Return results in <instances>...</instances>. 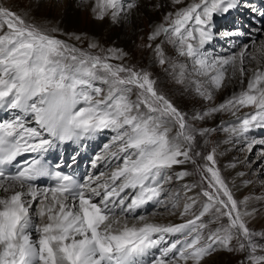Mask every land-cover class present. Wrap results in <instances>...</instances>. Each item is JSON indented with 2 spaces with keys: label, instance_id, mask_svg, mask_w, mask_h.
<instances>
[{
  "label": "snow or ice",
  "instance_id": "snow-or-ice-1",
  "mask_svg": "<svg viewBox=\"0 0 264 264\" xmlns=\"http://www.w3.org/2000/svg\"><path fill=\"white\" fill-rule=\"evenodd\" d=\"M172 4L146 46L177 85L210 105L191 115L158 88L151 71L125 63L123 50L94 54L98 45L77 47L0 3V112L7 117L0 118V264H203L218 251L237 254V264H264V230L253 226L260 209L249 207L264 197L238 200L216 149L204 154L197 145V137L219 129L248 152L264 146L248 135L264 129V40L227 55L208 47L218 37H251L253 30L243 27L214 31L216 16L242 7L259 18L255 32L264 35V8L252 0ZM139 6L92 0L95 17L114 23ZM227 81L239 91L215 104ZM242 109L250 111L238 114ZM220 113L235 121L198 126ZM104 132L112 135L90 168L107 171L78 174L80 152L65 159L59 149L86 148L85 141ZM196 173L200 180L187 183ZM177 182L183 197L170 187ZM149 203L170 216L179 211L181 222L141 213Z\"/></svg>",
  "mask_w": 264,
  "mask_h": 264
},
{
  "label": "bare ground",
  "instance_id": "bare-ground-1",
  "mask_svg": "<svg viewBox=\"0 0 264 264\" xmlns=\"http://www.w3.org/2000/svg\"><path fill=\"white\" fill-rule=\"evenodd\" d=\"M28 2L30 3L29 9H25L24 11L26 12L25 15H27V18H36L37 20L43 22L44 25L50 27L53 30H56L54 33L60 32L62 34H65L66 37L70 39L72 38V40H75L74 36H80L81 39H84L90 42L91 44L96 45H98L100 41L106 40L108 43V47L112 49H121L124 53L127 54L125 60H128L130 57V50L134 46V42L136 39L135 36H137L140 31L142 20L146 24H148L149 27H147L150 29L155 24L161 22L163 12L171 11L173 7H175V5L172 4V0H138L140 6L137 9H135L131 14L127 15L125 18H122L120 21L114 23L107 17L103 20H99L95 17L94 13L92 12V0H63L61 2L55 0H30ZM50 3H53V5H55V14L46 12L47 4ZM154 4H161L163 5V7L157 10L154 7ZM81 14L84 17V20L81 17ZM81 20L84 21L83 24L81 23ZM253 34L258 35L257 40L259 38L264 37V35L255 32V29ZM240 39L241 37H228V39H226L225 41V46L220 47L222 51L219 55H227L230 52L238 51L241 45L251 44L252 42L248 38V40L246 41H242L244 39ZM229 41H236L239 44L238 48L233 49ZM250 51L255 50L250 48ZM150 54L151 57H153L154 54ZM248 66L255 67V62L249 61ZM239 89L240 85L236 81H227L226 86L222 88V90L216 92L214 96H220L222 98H225L229 95H232L234 92L239 91ZM220 114H217L213 118V122L219 123L223 121V126L227 127L229 123L235 121V117L231 116L230 113H226V115L230 116L228 120H221ZM225 134L228 136V140H230V135L226 132ZM260 134H264V129H253L248 135L249 138L259 139ZM100 135L102 140L107 143L110 138L108 137L107 132L101 133ZM231 139H235V137H231ZM91 140L94 149L97 144H99V140L97 138H93ZM89 142L90 140L84 142L86 144V148L89 146ZM231 142L232 143L227 148L224 147V143H221L218 146V152L220 153L222 158L229 159V161H227L225 164V172L228 175L229 181L231 182L233 189H235V191L238 193L241 200H243L244 197L261 198L260 196H255L253 194L256 185H254L253 182L248 183V181H246L247 179L245 178V173L242 170V164L238 163L237 161L236 154H238V150L236 148L240 145L236 142V140ZM256 146L260 147L262 145L257 144L254 147ZM86 148L79 147L78 145L72 143H68L66 145H63L59 149V152L65 157V159H67L69 155L73 154L74 151L78 150L80 152V155L77 157V163L80 157L82 159L80 163L76 166L83 165L86 167ZM233 151L235 152L234 154ZM52 155L55 156L54 153ZM232 165H235V167H232ZM192 180L193 176L187 178L186 182L192 183ZM189 194L192 195L193 193ZM262 197H264V194ZM259 204L262 205L260 208L257 207ZM249 207H255L257 209H260V213L257 215L255 221L253 222V225L264 226V199L250 200ZM156 213L157 215L153 217L156 222L169 223L180 221L179 216H170L165 211H156Z\"/></svg>",
  "mask_w": 264,
  "mask_h": 264
},
{
  "label": "rangeland",
  "instance_id": "rangeland-1",
  "mask_svg": "<svg viewBox=\"0 0 264 264\" xmlns=\"http://www.w3.org/2000/svg\"><path fill=\"white\" fill-rule=\"evenodd\" d=\"M30 0H0V3H3L5 6L10 7L12 10L17 11L19 14L24 15L26 19H28L30 22L34 23L37 27L41 28L42 30L55 34L61 39H66L69 40L70 43L75 44L77 47L88 49L89 45L91 44L90 42L80 39L79 41L77 40H72V38L66 37L65 34H62L60 32L54 33L53 29L50 27L46 26L43 24V22L37 20L36 18H27V15L25 9H29V2ZM48 1V0H46ZM55 1H63V0H55ZM55 5L53 3L47 4V10L46 12H50L52 14H55ZM81 17L84 20V17L81 14ZM95 18V17H93ZM84 21L81 20V23L83 24ZM148 24H146L143 20L141 23V28L137 36H135V42L134 46L130 50V57L128 60H125L124 62L136 66L138 68H145L148 71H151L153 73L154 78L157 79V86L158 88L164 92L165 95H167L170 99L173 100V102L181 108L183 111L189 113L191 115L194 111L198 112L201 110V108L208 107L210 106L206 101L201 100L200 98L196 97L195 94L190 91L189 89L185 88L184 86L177 85L171 77H169L163 69L159 67V65L154 63L153 57H151L150 53H153L151 49H149L146 45L148 42V35L151 31L152 28L147 27ZM252 30V28H251ZM112 33V32H111ZM254 33V29H253ZM75 35V34H74ZM72 35V36H74ZM255 35V37L252 36ZM258 35L257 34H252L251 37H241L240 40L246 41L250 39L251 41H256L257 44L259 41L264 40L263 38H259L257 40ZM248 38V39H247ZM167 47V46H166ZM238 48V47H237ZM234 48L233 49H237ZM112 49L108 47V43L106 40L100 41L98 44V47L95 49H92L94 54H107V50ZM169 51H171L169 49ZM226 53V52H225ZM222 90V89H221ZM230 96V95H229ZM229 96L222 98L220 96H215L214 103L218 104L220 103L223 99L228 98ZM250 111V109H242L241 113ZM221 120L223 119H229L230 116L226 115V113H221L220 114ZM219 123L213 122V118L209 119L206 124H202L198 126H204V127H217ZM225 134L224 131H220L219 129L217 131L212 132L209 136L206 137H197V145H198V150L201 151L202 153L206 154L208 151H210L212 148L216 149V159L218 162V166L221 170V174L225 181L228 183L229 187L232 189L234 195L238 200H241L240 196L238 193L233 189V186L231 182L229 181L228 175L225 172V164L229 159L222 158L220 153L218 152V146L221 143H224V147H228L232 142L235 141V139L228 140V136ZM258 138V137H257ZM264 138V137H263ZM260 138L259 139H263ZM222 139V140H221ZM256 139V138H255ZM205 141H207V144H205ZM227 144V145H226ZM240 146H238L236 149L238 150L236 154V158L238 163L242 164V170L245 173V178L247 179L246 181L253 182L255 186L254 189V195H258L262 198L264 194V163H262V160L264 158H261L260 152L264 151V147L256 146L252 149L251 152H248L244 143L240 142L238 143ZM235 152L233 151V154ZM224 159V160H223ZM187 168L190 171L195 172V169L192 165H187ZM200 180V176L198 173L193 175V182H198ZM195 181V182H194ZM173 191H179L181 192V196L183 197V190L181 188V184L179 182L175 183L174 185L170 186ZM196 191H199V189H196ZM190 195V194H188ZM203 199V198H202ZM183 199H181V206L183 204ZM262 204V203H261ZM259 204L257 207L260 208L262 205ZM157 211H164V209L159 208ZM179 216V211H177V215ZM181 219V217L179 216ZM256 229V231H261L264 230V226H257L253 225ZM206 260L204 261L203 264H237V261L240 259V257L237 254L234 253H229L226 251H218L213 253L211 256H208L205 258Z\"/></svg>",
  "mask_w": 264,
  "mask_h": 264
}]
</instances>
